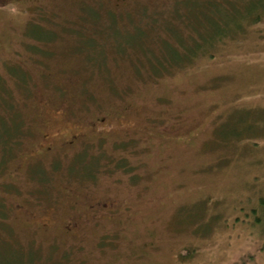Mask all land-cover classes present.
Returning a JSON list of instances; mask_svg holds the SVG:
<instances>
[{
  "label": "rangeland",
  "instance_id": "obj_1",
  "mask_svg": "<svg viewBox=\"0 0 264 264\" xmlns=\"http://www.w3.org/2000/svg\"><path fill=\"white\" fill-rule=\"evenodd\" d=\"M202 1L0 0V264H264V0L183 59Z\"/></svg>",
  "mask_w": 264,
  "mask_h": 264
},
{
  "label": "trees",
  "instance_id": "obj_2",
  "mask_svg": "<svg viewBox=\"0 0 264 264\" xmlns=\"http://www.w3.org/2000/svg\"><path fill=\"white\" fill-rule=\"evenodd\" d=\"M187 5L188 6L185 5L186 10L183 11L184 14H180V16H179V22H181V21L185 22V25H187L186 29H188V34H189L188 37L190 38L189 41H187L188 40L187 36L182 34L180 31H178L177 28L175 30L176 34L169 32V30H171L172 27L168 23L165 24L167 27V35H169V34L173 35L177 40L180 41V45L183 47L182 48L183 51H182V53H180L181 55L179 53L175 52L173 49L168 50L170 52V53H168V55H169L168 58H169V61H171V62H174L173 61L174 59H175V62H177L179 59L181 60V57H178V54L180 56H183L182 57L183 59L189 58L190 56H192L196 53V50L199 46H201V45L204 46L205 43H213L215 36L221 34V30L216 29V30H212V31L208 32V34L206 36L201 35L196 39L191 37L190 35L192 34L193 24H196L199 26L203 24L201 22H199V24H198V21L197 22L195 21V20H197L198 15H200L206 19H207V17L209 19V17H212V16L216 17V19H220V16L218 15V12L215 11L216 5L211 4L210 1H208V0H204V1L198 2V3L194 2L192 4L187 3ZM255 6L256 5H254V6L252 5L251 6L252 8L248 9L249 10L248 13H251ZM211 11H215L216 13H213L211 15L208 14ZM179 22H177V23H179ZM165 40H166V38L162 37L161 46H162V44H166ZM184 41H185V43L189 42V44H187V43L185 44ZM175 62L171 63V64H175ZM153 69L157 70L155 68H153ZM12 122H13V119H12ZM19 124H17V122H16V124H14V126L13 125L8 126L7 132H5L4 128H3V131L0 132V150L2 151V154L4 153L5 149H9L12 151V148H13V143H12L13 137L12 136L15 134V132L20 130ZM21 125H22V123H21ZM19 141H20V139H18V142ZM262 205L264 206V199H262Z\"/></svg>",
  "mask_w": 264,
  "mask_h": 264
},
{
  "label": "flooded vegetation",
  "instance_id": "obj_3",
  "mask_svg": "<svg viewBox=\"0 0 264 264\" xmlns=\"http://www.w3.org/2000/svg\"><path fill=\"white\" fill-rule=\"evenodd\" d=\"M117 1L121 2L122 0H117ZM97 121H102V119L98 118ZM92 125H95L94 122L92 123ZM52 138H53L52 136H49L45 132L41 134L42 143L39 146V150H37L38 155L45 154V152H52V150L55 148ZM79 138H82L79 132L71 133L69 136L63 139L62 143L68 146H72L75 142L79 141ZM46 140H47V144H45ZM101 205H104L106 207L104 209H106L109 212L115 211V208L108 206L107 203H103ZM100 207L102 206L100 205L98 206L96 203V204L88 205L87 209L94 212V211H98ZM41 224L45 226V222H42ZM78 224L79 221L77 219L72 218L71 220L66 221L63 226L66 229V231H71L77 228Z\"/></svg>",
  "mask_w": 264,
  "mask_h": 264
}]
</instances>
